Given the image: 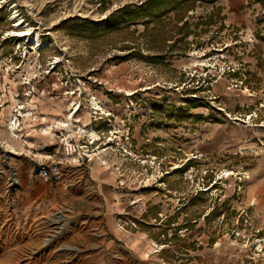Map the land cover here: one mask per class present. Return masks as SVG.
<instances>
[{
    "label": "rangeland",
    "instance_id": "rangeland-1",
    "mask_svg": "<svg viewBox=\"0 0 264 264\" xmlns=\"http://www.w3.org/2000/svg\"><path fill=\"white\" fill-rule=\"evenodd\" d=\"M228 2L0 0L7 39L0 58H12L13 69L0 89L69 102L80 93L76 125L80 111L88 121L90 104L101 109L102 119L80 125L95 133L92 161L115 176L119 199L136 205L116 217L125 230L118 228L144 232L145 241L116 237L118 245L96 249L105 253L98 264H264V0H246L235 11ZM26 28L40 41L15 36ZM25 73L31 85L20 84ZM24 121L19 139L0 136L19 152L10 163L29 149L26 135L36 126ZM41 134L43 142L56 141L54 132ZM46 183L57 198L47 217L58 206L83 219L101 211L88 171ZM67 235L50 245L60 247ZM66 252L51 258L93 259L83 249Z\"/></svg>",
    "mask_w": 264,
    "mask_h": 264
},
{
    "label": "crops",
    "instance_id": "crops-1",
    "mask_svg": "<svg viewBox=\"0 0 264 264\" xmlns=\"http://www.w3.org/2000/svg\"><path fill=\"white\" fill-rule=\"evenodd\" d=\"M244 1L246 0H229L228 7L235 11ZM4 38L0 34L1 50L7 47L6 44L4 45L7 39ZM5 76L9 77L7 74L0 73V82L2 80L5 81ZM1 86L0 83V88ZM33 97H31V100L36 105V112L32 116L26 117L24 122L28 123V125L30 124V126H36V128L30 129L31 132H27L26 137L29 140L24 139L27 142L29 141V145L27 144L29 149L25 151V156L18 158V162L16 163L12 162L19 174L20 186L11 194L10 203L7 202L6 191L4 190L3 192L0 189V264H57L56 260L51 258V255H60L58 254V246L56 244L43 248L41 240L43 224L38 225L37 228L32 226L35 219L39 221L38 223H41V221L43 223L44 219L42 220L40 217H47V214L52 213L50 209L54 207L57 198L52 197L50 194L49 185L46 181L31 175V172L39 161L47 160L45 158L50 153H72L71 143L59 144L57 141L43 142L47 141V137L41 138V133L47 126L50 128V135L52 137L54 131L51 121L57 118L63 120L72 102H69L70 97H64L59 101L52 97L43 98L39 96L36 97V100H33ZM73 98L76 99L77 97ZM4 99L10 101L11 97L8 93H5ZM87 113L85 111L78 112L80 123H77V125L82 126L91 123L89 115L88 121H83ZM5 119L6 114L1 111L0 125H2ZM99 122L103 124L102 121ZM96 125H98V122L95 123ZM45 133L47 132L45 131ZM0 136L6 140L10 139L6 129L2 126H0ZM12 141L13 144H17L16 147L19 146V141ZM92 160L67 164L64 173L65 175L66 173L69 175L70 171L75 169L88 171V176L97 186L95 189V200L100 207L99 209H101V211L97 210L99 212L96 215H89L86 219L82 220L85 227L84 230L75 231L63 238L62 242L68 245L79 244L80 248L84 250V255H93V259L79 264H98L101 257L99 255H104L105 253L101 254L96 249L98 247L106 249L114 247L117 244L116 237L118 239L121 237L125 242H131L134 238L135 242H138L136 244L145 239L144 232L138 231V235L136 236L132 232L130 234L129 231H121L118 228L116 217L131 214L132 210L135 211L136 205H133L131 200L128 203V199L124 201L119 199L120 191L116 190L113 186L116 180L115 176L108 173L100 165H97V162ZM131 208L132 210H130ZM94 230L102 232L101 234H104L105 237L99 238L93 236L92 232ZM132 236L134 237L132 238ZM56 243H60V239ZM70 252L67 251L66 254L62 255H72V252Z\"/></svg>",
    "mask_w": 264,
    "mask_h": 264
},
{
    "label": "built area",
    "instance_id": "built-area-1",
    "mask_svg": "<svg viewBox=\"0 0 264 264\" xmlns=\"http://www.w3.org/2000/svg\"><path fill=\"white\" fill-rule=\"evenodd\" d=\"M12 58H9L5 61L3 58H0V73L9 74L12 72V64L10 61ZM10 63V64H9ZM21 73V72H18ZM20 75L22 85H31V81L34 77H27L26 73L24 75ZM13 76H17L13 73ZM18 79V78H17ZM19 81V79H18ZM32 89V88H31ZM0 112L2 110L5 111L6 119L2 123V127H6L8 130V134L10 138L19 139L23 135L22 123L24 119L28 116H32L35 113L36 105L32 102L31 97L32 90H28V93H20L19 90L16 92L9 93L11 99H13L14 106L10 108L9 100H5V89L4 87L0 89ZM4 92V93H3ZM42 94V93H40ZM73 94V93H68ZM80 93H77L76 101H71L72 105L63 120H68L67 125H62L60 122L62 120H57L53 124V131L55 133V139L59 144L71 143L72 145V153L70 154H58V153H50L45 159L39 161L35 168L32 170L31 175L39 177L45 181L48 180H60L63 178L65 173V166L72 162L82 163L83 161H90L94 157H97V152H95L96 147H88V145L93 144L94 139L90 137L87 133L79 131L81 126L75 125L78 118H74L75 112L78 110L77 107L80 106L81 99H79ZM56 98H58L56 96ZM90 101V99H89ZM101 109H96L91 104L89 105V118L93 121L97 119H102L101 117ZM105 114V113H104ZM108 114H110L108 112ZM105 114V115H108ZM109 118L107 119V121ZM88 129V127H86ZM113 136H116L113 132ZM89 136V138H87ZM108 138H111L110 136ZM120 138V137H119ZM112 140V138H111ZM125 140H128L126 137ZM128 142L126 141V146ZM123 149H125L123 147ZM126 150V149H125ZM14 154H19L18 151L7 148V144L0 139V175L4 179V184L6 186V194L11 195L13 191L18 189L20 186V177L15 169L14 165L10 163V157ZM11 198V197H10ZM10 198L7 197V202L10 203ZM82 220L80 216L70 215L68 211H66L63 207H58L53 211V214L50 217H46L43 221L42 228V241L43 248L52 244L57 238L63 237L66 234L73 233L75 231L82 230ZM122 230H125L124 224L118 225ZM94 236H99L98 232H93ZM66 243L61 244L58 247V250L61 249L66 251H71L72 255H77L82 250L79 246L71 245L72 250L64 249Z\"/></svg>",
    "mask_w": 264,
    "mask_h": 264
},
{
    "label": "bare ground",
    "instance_id": "bare-ground-1",
    "mask_svg": "<svg viewBox=\"0 0 264 264\" xmlns=\"http://www.w3.org/2000/svg\"><path fill=\"white\" fill-rule=\"evenodd\" d=\"M21 23H22V21H19V22H17V23H15L14 24V26H16L17 28L21 25ZM14 34H15V36H22V37H25V36H28V39L30 40V41H35L36 43L37 42H39L40 41V36H39V34L38 33H34V32H31V30L29 29V28H26L25 30H18L17 32H14ZM91 101H92V103H94V97H92L91 98ZM96 103V102H95ZM93 106V105H92ZM96 109H100L99 107H95ZM77 109H79V106L77 107ZM67 121L68 120H62L60 123L62 124V125H67ZM67 127H69L68 125H67ZM50 128H49V126H47V127H45L44 128V130L42 131V133L43 134H47V135H50V130H49ZM45 131L47 132V133H45ZM79 131H82L83 133L84 132H88L89 131V133H90V136H92V137H94V135H95V133L93 132V129L92 128H90V129H86V127H83V128H80L79 129ZM49 132V133H48ZM88 133V134H89ZM12 148V147H11ZM14 148V147H13ZM11 150V149H10ZM14 150H15V148H14ZM11 151H13V150H11ZM66 247V246H65ZM68 248H71V247H68ZM72 249V248H71Z\"/></svg>",
    "mask_w": 264,
    "mask_h": 264
},
{
    "label": "trees",
    "instance_id": "trees-1",
    "mask_svg": "<svg viewBox=\"0 0 264 264\" xmlns=\"http://www.w3.org/2000/svg\"><path fill=\"white\" fill-rule=\"evenodd\" d=\"M151 2H153V1H155V0H150ZM164 2L162 1V4H163ZM123 8H125V6H123L121 9H123ZM120 9V10H121ZM119 10V9H118ZM153 12V11H152ZM114 14H112V15H110L109 17H108V19H110L112 16H113ZM156 16H158V14H156V13H151V17L152 18H154V17H156Z\"/></svg>",
    "mask_w": 264,
    "mask_h": 264
}]
</instances>
